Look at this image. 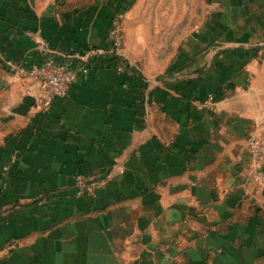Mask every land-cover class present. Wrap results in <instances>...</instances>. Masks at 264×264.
Listing matches in <instances>:
<instances>
[{"label":"crops","instance_id":"obj_1","mask_svg":"<svg viewBox=\"0 0 264 264\" xmlns=\"http://www.w3.org/2000/svg\"><path fill=\"white\" fill-rule=\"evenodd\" d=\"M207 1L165 70L123 49L137 74L96 63L45 110L6 62L107 48L143 0H0V264H264V184L247 175L264 0Z\"/></svg>","mask_w":264,"mask_h":264},{"label":"rangeland","instance_id":"obj_2","mask_svg":"<svg viewBox=\"0 0 264 264\" xmlns=\"http://www.w3.org/2000/svg\"><path fill=\"white\" fill-rule=\"evenodd\" d=\"M142 5L132 18L127 17L129 26H119L122 51L142 70L156 73L165 70L176 58L178 39L201 26L208 1L143 0Z\"/></svg>","mask_w":264,"mask_h":264},{"label":"built area","instance_id":"obj_3","mask_svg":"<svg viewBox=\"0 0 264 264\" xmlns=\"http://www.w3.org/2000/svg\"><path fill=\"white\" fill-rule=\"evenodd\" d=\"M122 39L120 27L116 26L109 37L110 43L107 48H89L84 53L68 54L40 46L38 49L43 52L44 59L39 65L28 68L20 62L8 61L6 66L15 78H31L43 84L45 90L43 108L47 110L56 99L67 97L73 84L80 76L86 78L94 64L106 66L102 62L111 57L125 60L122 56ZM116 70L121 73L131 71L125 62H120ZM214 101L215 97L209 96L208 102ZM249 150L252 161L247 172L248 178L256 184H264V137L256 133L251 134Z\"/></svg>","mask_w":264,"mask_h":264},{"label":"trees","instance_id":"obj_4","mask_svg":"<svg viewBox=\"0 0 264 264\" xmlns=\"http://www.w3.org/2000/svg\"><path fill=\"white\" fill-rule=\"evenodd\" d=\"M120 62H123V63L125 62V64H127V68L132 69L133 72L137 74L136 69L130 67L129 63L126 60H124L122 58L120 59L119 57L108 58V59L104 60L102 63H104L108 67L115 69L119 65Z\"/></svg>","mask_w":264,"mask_h":264}]
</instances>
